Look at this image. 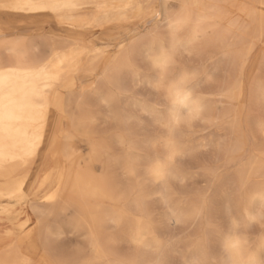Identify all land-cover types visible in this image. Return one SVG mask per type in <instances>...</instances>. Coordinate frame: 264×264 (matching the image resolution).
<instances>
[{"label":"clouds","instance_id":"9594fccd","mask_svg":"<svg viewBox=\"0 0 264 264\" xmlns=\"http://www.w3.org/2000/svg\"><path fill=\"white\" fill-rule=\"evenodd\" d=\"M146 40L142 65L131 62L122 51L115 67L127 71L136 87L145 86L143 76L151 74L146 86L158 99L147 115L154 134L143 143L125 139L120 144L116 164L129 181L123 196L105 206L73 205L77 209L72 217L74 231L84 233L83 244L74 245L67 257L46 256L43 264H264V94L253 100L247 112L230 114L232 146L227 151L217 149L237 175L221 224L208 209L223 168L203 169L207 183L190 194L183 191L198 176L185 169V162L196 154L189 142L198 129L217 123L201 90L205 77L198 67L186 63L201 58L200 43L195 35L185 40L171 23L165 31L151 32ZM38 54L39 46L26 35L0 36V58L24 62ZM250 115L257 119L249 146L246 121ZM239 158L250 163L237 167ZM153 199L168 213L171 232L167 236L157 232L150 208ZM181 200L189 201L186 208L175 206ZM125 226L126 250L121 252L118 233ZM181 243L186 247H177ZM0 264L11 262L0 260Z\"/></svg>","mask_w":264,"mask_h":264},{"label":"bare ground","instance_id":"6f19581e","mask_svg":"<svg viewBox=\"0 0 264 264\" xmlns=\"http://www.w3.org/2000/svg\"><path fill=\"white\" fill-rule=\"evenodd\" d=\"M165 1L0 0V36L31 35L41 41L39 54L27 61L0 58V216L7 225L0 234V260L41 264L35 260L34 236L37 229L40 239L41 226L38 223L25 230L35 219L25 212L29 200L55 209L63 197L78 190L83 198L108 197L102 180L73 172V124L66 125L62 102L66 94L78 95L79 101L86 96H103L108 101L111 95L107 91L119 82L114 76L120 68L115 61L130 47L115 43L117 36L131 32L135 36L138 29L127 31L126 26L151 17ZM176 1L179 12L165 14L164 19L168 25L185 27L186 39L191 35L207 39V21L227 32L242 27L244 17L264 21L261 0L257 10L246 0H199L197 6Z\"/></svg>","mask_w":264,"mask_h":264},{"label":"rangeland","instance_id":"374dc122","mask_svg":"<svg viewBox=\"0 0 264 264\" xmlns=\"http://www.w3.org/2000/svg\"><path fill=\"white\" fill-rule=\"evenodd\" d=\"M184 1L191 2L194 6L199 3V0ZM257 1L258 4H256ZM263 1L261 0L262 3H264ZM246 2H248L247 5L257 6L256 10L259 4L262 5L259 0H246ZM165 3L157 6L154 10L155 14L141 20L138 25L131 23L126 26V30L129 28L130 30L138 29L135 36L133 32H131L132 35L117 36L115 43L122 42L127 47L130 44L129 52L126 55L131 62L142 65L146 50L142 46L148 43L146 36L157 29L165 31L168 28L167 21L164 19L165 14L167 16L179 12V4L176 0H166ZM148 19L150 20L147 21ZM256 19L259 22L244 17V25L242 27L239 25L237 29H232L231 32L216 27L211 24V21L210 23L207 21L204 36L208 40L201 35L198 36L202 49L201 58L186 62L189 67H198L205 77L201 90L206 97L210 115L217 123L203 126L193 134L189 143L196 154L192 159L185 162V169L189 174L198 173V176L183 191L190 194L207 183L203 169L223 168L222 178L211 190L208 209L209 215L221 224L225 223L224 206L233 196L237 184V175L231 167L225 165L223 157L217 152V149L227 151L232 146L234 132L229 127L228 118L230 114L237 110L247 112L253 100H259L261 94H264V21L259 18ZM257 22L258 25H256ZM176 29L179 30V35L186 40V28ZM142 36H145L144 39ZM29 38L39 46V49L41 48L39 38H34L31 35ZM101 69L102 66L99 67L97 74L100 73ZM114 76H117L119 82L116 88L107 91V94L111 95L108 101H105L103 96L102 99L100 96H86L79 101L76 94H66L63 99L65 123L68 127L73 124L71 139L73 156H75L73 172L76 171L81 176L90 174L93 178L102 180L107 185L109 194L107 198H95L94 196L83 198L82 195H79L78 190L71 195L69 194L70 196L63 197L55 209L36 204L32 208H28L27 211L35 219L25 230L38 226V223L41 226L40 239L39 234H36L37 229L34 232L37 239L35 242L37 249L35 260L41 264L46 260V256L49 259L67 257L71 254L74 245L83 244L81 236L84 233L74 231L72 217L76 214L77 209L73 205L88 203L93 206H105L123 196L129 181L125 179L121 168L116 164V160L121 156L120 144L125 139L143 143L151 139L154 134L147 115L151 110L153 101L158 99L146 86V82L152 78L151 74H144L145 86L142 87H136V81L122 68H119ZM256 119L255 115H250L246 121L249 146L251 145L250 133L254 130ZM92 121L95 122L94 126L90 124ZM66 163L67 161H63V165L66 166ZM249 163V160L239 158L237 167H243ZM82 171L84 172L82 173ZM152 191L154 192V190ZM188 203L187 200H181L175 206L186 208ZM150 208L157 222V232L162 237L167 236L171 232V226L166 221L168 213L156 199L150 202ZM5 229H7L6 220L0 216V231L3 232ZM127 230L125 226L118 233L121 240V252L126 250ZM57 236L62 238L57 240L55 239ZM211 246L215 250V238L211 240ZM177 247L184 248L186 245L181 243Z\"/></svg>","mask_w":264,"mask_h":264},{"label":"crops","instance_id":"0c3cea01","mask_svg":"<svg viewBox=\"0 0 264 264\" xmlns=\"http://www.w3.org/2000/svg\"><path fill=\"white\" fill-rule=\"evenodd\" d=\"M33 205H35L32 201H28L26 204H25V212H26V214H28L29 216H31V217H33V218H35L32 214H30V212L29 211H27V210H29L28 208H32V207H34ZM22 218H24V217H22ZM5 219V218H4ZM22 220H24V219H22ZM33 223V222H32ZM31 223V224H32ZM31 224H29V225H31ZM28 225V226H29ZM5 231V230H4ZM4 231L3 232H1L0 231V234H3L4 233Z\"/></svg>","mask_w":264,"mask_h":264},{"label":"snow or ice","instance_id":"6c2138e0","mask_svg":"<svg viewBox=\"0 0 264 264\" xmlns=\"http://www.w3.org/2000/svg\"><path fill=\"white\" fill-rule=\"evenodd\" d=\"M24 7H38V5H24ZM80 7L82 8H88L89 5H80ZM102 79H105V81L108 79V77H105V78H102Z\"/></svg>","mask_w":264,"mask_h":264}]
</instances>
